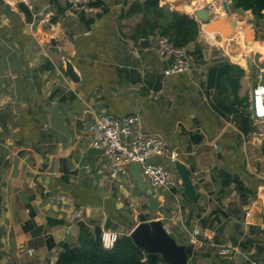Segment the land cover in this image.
<instances>
[{
  "label": "crops",
  "instance_id": "obj_1",
  "mask_svg": "<svg viewBox=\"0 0 264 264\" xmlns=\"http://www.w3.org/2000/svg\"><path fill=\"white\" fill-rule=\"evenodd\" d=\"M20 1L0 0V264H55L62 243L76 242L78 221L116 236L129 234L141 215L161 219L190 247L188 264H264V118L253 117L250 103L252 86L264 85V16L257 21L251 9L227 0L238 25L232 36L208 32L198 21L201 52H190L188 72L166 76L167 62L156 51L160 34H137L143 13L124 16L135 0H91L99 10L90 15L68 0H28L34 24L18 10ZM208 1L159 4L193 15L200 3L215 14L219 1ZM239 23L247 24L249 41L239 37ZM65 59L79 81L67 77ZM225 61L244 70L238 97L254 126L247 134L241 105L234 110L227 100L213 101L209 74ZM131 112L177 151L191 172L195 200L182 187L153 192L161 200L153 212L130 167L129 175L111 179L99 151L91 162L85 121ZM77 207L82 214L73 219ZM221 247L230 255L219 254Z\"/></svg>",
  "mask_w": 264,
  "mask_h": 264
},
{
  "label": "built area",
  "instance_id": "obj_2",
  "mask_svg": "<svg viewBox=\"0 0 264 264\" xmlns=\"http://www.w3.org/2000/svg\"><path fill=\"white\" fill-rule=\"evenodd\" d=\"M28 2V0H21ZM77 12L90 15L99 10L91 0H68ZM158 55L167 62L164 75L170 76L188 72L192 66V56L186 46L176 45L168 36L159 35L156 42ZM253 117L264 118V85L258 84L253 89ZM84 127L90 136V145L100 152L102 166L109 178L119 179L129 175V167L139 163L140 173L155 194L180 188V179L175 178L173 162L178 153L167 140L156 132L144 128L141 115L131 112L125 115L109 114L96 116L92 121H85ZM163 158L165 162L155 160ZM88 170V166H85ZM61 196L57 201H61ZM82 210L77 207L71 211L73 219L81 217ZM199 229L189 233L190 241L199 240ZM115 236L102 232V241L109 248ZM231 249L221 247L219 254L230 255Z\"/></svg>",
  "mask_w": 264,
  "mask_h": 264
},
{
  "label": "trees",
  "instance_id": "obj_3",
  "mask_svg": "<svg viewBox=\"0 0 264 264\" xmlns=\"http://www.w3.org/2000/svg\"><path fill=\"white\" fill-rule=\"evenodd\" d=\"M160 0H137L130 3L124 12V16L143 13L142 19L136 26V32L140 36L158 33L168 36L176 45L187 46L194 43L191 51L193 56L201 52V45L197 43L199 35V22L195 17L185 11L172 9L167 5H160ZM231 5L240 10L251 9L257 21L263 18L264 0H231ZM85 15V14H84ZM93 19H88L87 23ZM258 46V45H257ZM201 60V56H197ZM209 74L211 83L214 84L213 101L215 106L222 102L234 107L241 105V129L247 134L254 129L245 98L238 97L240 79L244 70L237 64L225 61L216 69H211ZM233 99L229 101V95ZM261 154L264 164V139L261 146ZM146 218L141 215L140 221ZM187 253L190 247L186 246ZM55 264H146L145 252L138 247L129 234L116 235L111 247L104 246L102 230L98 226L91 227L89 223L78 221V235L76 242L62 243V250L58 254Z\"/></svg>",
  "mask_w": 264,
  "mask_h": 264
},
{
  "label": "water",
  "instance_id": "obj_4",
  "mask_svg": "<svg viewBox=\"0 0 264 264\" xmlns=\"http://www.w3.org/2000/svg\"><path fill=\"white\" fill-rule=\"evenodd\" d=\"M214 3L216 0H213ZM224 15L213 16L210 11L211 5H197L193 10V15L201 24H209L214 21V31L221 32L222 34L232 35L237 27L236 17L232 15L227 0H219ZM18 10L23 14L24 19L28 23L34 24L33 14L27 4L23 1L17 3ZM10 6L5 4V12L9 14ZM217 40H220L221 35L214 33ZM246 39L249 41L250 37L247 35ZM64 69L67 77L73 81H79V77L74 70L73 64L69 59L64 60ZM254 85L251 92V110L253 113V93ZM94 147H90L88 152L90 154L91 162L93 163V154L97 152ZM173 168L178 175L182 187V193L188 200H195L197 197L196 187L191 179V172L189 168L180 159L173 162ZM131 172L136 181L137 188L144 192L147 198V204L151 211L155 212L161 204L160 198L153 194L152 189L148 186L147 182L143 181L140 173L139 163H133L130 166ZM133 242L145 252L146 264H157L161 259L166 264H188V253L186 245L178 243L177 240L167 231L163 221L159 218L140 221L129 232ZM69 239V234L66 235L64 240Z\"/></svg>",
  "mask_w": 264,
  "mask_h": 264
},
{
  "label": "bare ground",
  "instance_id": "obj_5",
  "mask_svg": "<svg viewBox=\"0 0 264 264\" xmlns=\"http://www.w3.org/2000/svg\"><path fill=\"white\" fill-rule=\"evenodd\" d=\"M210 1V0H209ZM219 1V0H218ZM211 2H213V1H211ZM207 3V2H206ZM215 10H216V12H218L219 14H221L222 16H223V14H224V10H223V8H222V6H221V4H218V6L216 7L215 6ZM217 13V14H218ZM206 25V29H207V31L208 32H212L213 33V31H214V28H213V25H214V21H211L209 24H205ZM237 27H238V25H237ZM236 27V28H237ZM236 30V29H235ZM245 33H246V35L249 33L248 32V29L246 28V27H242V31H240V35L241 36H239L240 38H242L244 35H245ZM223 36H227V37H229V36H232V35H228V34H223ZM246 44V43H245ZM241 57H239L240 58V62H242V64H244V60H243V56H242V54L240 53L239 54Z\"/></svg>",
  "mask_w": 264,
  "mask_h": 264
},
{
  "label": "rangeland",
  "instance_id": "obj_6",
  "mask_svg": "<svg viewBox=\"0 0 264 264\" xmlns=\"http://www.w3.org/2000/svg\"><path fill=\"white\" fill-rule=\"evenodd\" d=\"M211 1H213V0H210V1H208V2H211ZM214 2V1H213ZM213 2H211V3H213ZM196 5H203V4H200V3H196ZM189 10H190V8H188ZM218 12H216L215 14H213V16H215V17H217V16H222L221 14H217ZM224 15V14H223ZM239 27L241 28V31H242V23H239ZM245 27L248 29V32L250 33V31H249V28H248V26H247V24H245ZM248 33V34H249ZM245 36H246V33H245V35H244V38H245ZM235 38H233L232 39V41H231V43L233 44V45H235L236 43H235V41H233ZM175 177H177L176 175H175ZM158 264H166V263H164L161 259H159L158 260Z\"/></svg>",
  "mask_w": 264,
  "mask_h": 264
}]
</instances>
